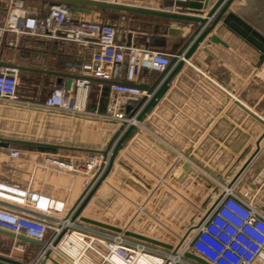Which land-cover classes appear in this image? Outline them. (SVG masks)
<instances>
[{
    "label": "crops",
    "instance_id": "obj_1",
    "mask_svg": "<svg viewBox=\"0 0 264 264\" xmlns=\"http://www.w3.org/2000/svg\"><path fill=\"white\" fill-rule=\"evenodd\" d=\"M13 1L21 2L35 16H45L54 6L50 0ZM89 1L146 10L148 13H136L87 6L82 7L88 9L87 14L66 11L75 22L111 26L118 46L170 56L168 73L174 66V57L183 50L196 25L168 20L156 13L203 19L207 12L187 8L199 5L194 0L175 2L178 9L172 13L165 10L172 3L168 0ZM9 6V0H0V17ZM225 12L190 58L183 62L166 92L140 123L134 121V117L128 119L125 113L124 121L105 119L110 93L108 83L98 80L91 82L83 115L44 111L41 105L48 93L55 87L66 90L68 77L74 78L80 63L88 60L95 50L81 49L56 39L15 38L5 34L0 39V63L4 65L6 54L11 53L12 66L20 70L18 104L0 101V122L5 132L0 138L11 140L6 149L0 148V177L42 190L56 200L65 201L72 210L90 188L82 184L87 181L92 184L97 176L68 172L46 159L71 166L83 164L91 155L101 159L108 142L126 121L134 124L132 135L124 141L111 171L81 216L96 220L104 217L93 204L111 190L130 201L133 212L140 213L149 207L154 215L164 213L175 226L182 222L183 227L190 228L202 217L201 207L207 199L210 206L227 189L264 216V62L259 61V42L254 37V34L264 37V0H233ZM213 20L211 18L206 26ZM170 26L183 32V37L170 36ZM3 70L0 68V72ZM160 74L142 71L135 85L152 87ZM150 96L144 94L137 100H128L126 106H135L142 99L146 102ZM40 146L49 149L42 150ZM13 150L19 153L17 158L11 155ZM182 165L189 166V173L183 172ZM134 170L154 180L151 190ZM178 177L181 179L173 183ZM210 182L213 187H206ZM60 223L65 226L67 221ZM74 236L62 241L50 256L55 259L61 255L60 261L63 259L64 263L63 253L77 259L81 255L77 252L88 246V241L82 234ZM151 252V256H143L138 264H157L161 254L156 250ZM76 259L74 264L79 262Z\"/></svg>",
    "mask_w": 264,
    "mask_h": 264
},
{
    "label": "built area",
    "instance_id": "obj_2",
    "mask_svg": "<svg viewBox=\"0 0 264 264\" xmlns=\"http://www.w3.org/2000/svg\"><path fill=\"white\" fill-rule=\"evenodd\" d=\"M9 1L10 6L0 17V39L5 34L15 38L44 37L73 43L81 49L95 50L88 60L78 66L70 91L55 87L44 98L41 108L48 113L83 115L91 82L98 80L108 83L110 93L105 119L124 121L122 116L127 101L137 100L146 94L135 85L139 74L142 71L162 73L171 66V57L163 53L116 45V32L111 26L75 22L61 5H54L45 16H35L21 2ZM168 1L172 3L165 10L172 13L178 9L175 2L185 3L187 0ZM16 74L17 70L11 68H4V72L0 73V101L18 104ZM10 153L13 157L19 156L16 150ZM46 162L86 177H98L106 165L102 158L98 159L95 155L81 165L71 166L50 158ZM95 181L93 179L91 183ZM92 184L87 181L82 185L91 188ZM74 209H69L65 201L56 200L42 190L11 183L0 177V230L44 243L43 249H37L33 259L18 263L39 264L44 252L53 251L66 238H74L76 233L85 236L88 246L79 249L77 253L81 255L77 259L68 258L63 253L68 264H74L75 259L79 261L77 264H82V260L91 264H138L143 256L152 255L145 244L122 235L81 228L78 221L73 223L69 219ZM64 219L68 223L65 227L60 223ZM25 247L17 243L20 252ZM187 249L209 264H264V216L227 189L210 216L194 229ZM166 257L169 258V254H165ZM178 263L190 264L184 259ZM0 264L8 263L0 261ZM46 264L51 263L47 261Z\"/></svg>",
    "mask_w": 264,
    "mask_h": 264
},
{
    "label": "water",
    "instance_id": "obj_3",
    "mask_svg": "<svg viewBox=\"0 0 264 264\" xmlns=\"http://www.w3.org/2000/svg\"><path fill=\"white\" fill-rule=\"evenodd\" d=\"M51 5H57L58 3H61L64 8L70 13V12H80V13H86L89 12L88 9L85 10L87 6H93V7H99V8H110V9H116V10H124L128 12H141V13H148L146 10L142 9H133L130 7L125 6H117L115 4H101V3H95L92 1H84V0H50ZM199 2V5H188L187 8L198 11V12H204L207 10L205 17L202 19L200 17H184L180 14H167V13H156L159 14V16L164 17L168 20H180L185 22H191L194 23L196 26L193 29L194 31L189 35V38L186 40V43L184 45L183 50H181L177 56L174 57L172 65L174 64L171 71L168 73V68L162 72L160 75L156 76L154 79V83L152 87H148L146 85H142L138 87L142 91H145L147 95H151L150 99L146 102L145 99L140 100L138 104L135 106L128 105L125 106L124 113L126 116H128V119H132L134 117V121L137 123H140L144 117L145 114L148 113L157 103L159 98L166 92L168 89V85L171 83V80L173 79L174 75L183 67V62L185 60H188L190 56L194 53V51L197 49V46L199 43H201L206 36L212 31L213 27L216 25V23L222 18V16L226 13L225 11L229 8L233 0H194ZM213 1V3L210 5V3ZM66 6V7H65ZM202 14V13H201ZM211 18H214L211 24L206 26V24L209 22ZM206 26V27H205ZM185 33V32H184ZM168 34L170 36L172 35H178L183 37V32L176 30L173 26L169 27ZM254 37L259 42V46L257 47L260 52L259 61L264 62V37L262 35H256L254 34ZM212 42H215V39L211 38ZM0 68H11L16 69L17 74L16 77L18 79V72L19 68L14 67L12 65L7 64H1ZM168 73V74H167ZM71 81L72 78L68 77L67 81V91H70L71 89ZM145 102V103H144ZM138 111L137 114H135ZM134 130V124L133 123H127L126 121L124 124H122L114 133L115 135L113 138L108 142V145L106 146L105 150L101 153L102 160L106 162V165L104 167V170L99 175L98 179L92 184V187L88 191V193L82 197V199L79 201L78 205L75 206V209L70 216L71 222H81L85 225L96 227L100 230L106 231V232H112L114 234L122 235L124 238H128L137 242H140L142 244H147L150 246H153L158 249H163L171 253L172 256H175L178 252V249L181 245L182 240L185 238L178 240V243H176L175 246H172L171 244L165 243L163 241H160L158 239H153V237H147L145 234L141 233H134V231L131 228H124V224L120 221H115V223H110V218L100 217V220L91 219L89 217L81 216V212L84 210V208L88 205L89 200L92 198V195L96 192L98 187L100 186L101 182L108 176L109 172L111 171L112 163L117 156V154L121 151L122 145L125 140H127L131 135L132 131ZM11 140H4L0 138V148L6 149V147L9 146ZM42 150H47L49 148H45L44 146L39 147ZM39 149V150H40ZM131 168V167H130ZM182 170L185 173H189V166L188 165H182ZM134 172L141 178H143V184H145V187L148 190H151L153 186L155 185L154 180H148L145 178V176L141 175L138 171L134 170ZM181 178L174 179L173 183H176ZM205 181V180H204ZM208 188L213 187V185L208 183L206 186ZM180 188V186L178 187ZM181 189V188H180ZM184 190V189H183ZM186 191V190H185ZM187 194V193H186ZM221 199V195L217 197V199L210 204V206L205 209V206L203 205L201 207L202 211L204 212L198 223L189 230H194L198 228L211 214V211L215 208V206L218 204V202ZM123 219H126V216H122ZM0 235L6 237V238H12L17 241V243L22 245H33L37 247V249H43L44 243L36 242L34 240H31L29 238H24L21 236H14L11 233H7L0 230ZM44 257L42 261L39 264H46L47 261L54 263L49 254L48 251L44 252ZM184 260L192 263V264H209L207 261L202 259L197 254H194L192 251L185 250L182 254ZM0 261L5 263H11V264H20L15 260H12L11 258H6L0 256ZM55 264V263H54Z\"/></svg>",
    "mask_w": 264,
    "mask_h": 264
},
{
    "label": "rangeland",
    "instance_id": "obj_4",
    "mask_svg": "<svg viewBox=\"0 0 264 264\" xmlns=\"http://www.w3.org/2000/svg\"><path fill=\"white\" fill-rule=\"evenodd\" d=\"M4 63L8 65H13L11 53L6 54L4 58ZM3 72L4 70L0 73ZM2 128L3 127L0 122V135L5 134L4 129ZM136 196L138 195L136 194ZM209 200L210 199H207L205 203V209L209 207ZM93 207L99 212V215L110 218V223L114 224L115 221L118 220L122 222L125 227L128 226V228H131L134 232L141 233L143 235H149V237L151 236L155 239L172 245H176V243L184 234V232L186 230L188 231L189 229L188 226L183 227L184 224L182 222H180V224L177 226L170 223L168 221V217H166L164 213H160L159 216L154 215L153 212H150L149 207L147 209L145 208V211L140 213H138L139 211L137 212L135 210V212H137L135 213L133 212V207L131 206L130 201L124 199V197H121L119 194L117 195L116 193H114V191L111 190L105 192L104 196L101 199L97 200L95 204H93ZM97 208L101 210L99 211ZM132 213L134 214L132 215ZM122 216H126V219H123ZM78 224L81 226V228L89 227L92 228L90 230L100 231L96 227H91L81 222H78ZM149 247L147 248L150 252L156 250L159 251V253L161 254L159 255L160 258L158 259L157 264H163L165 254L170 255V252L166 250H160L153 246ZM35 249H37V247L26 244L25 250L23 252H20L17 248V241L15 239L6 238L0 235V256L2 257L11 258L12 260L26 263V261H30L34 258L35 255L32 253L33 251H35ZM145 257L147 258V256Z\"/></svg>",
    "mask_w": 264,
    "mask_h": 264
},
{
    "label": "bare ground",
    "instance_id": "obj_5",
    "mask_svg": "<svg viewBox=\"0 0 264 264\" xmlns=\"http://www.w3.org/2000/svg\"><path fill=\"white\" fill-rule=\"evenodd\" d=\"M99 177V176H98ZM98 177L96 178V180L98 179ZM212 204V203H211ZM204 213V212H203ZM203 213H202V215H203ZM198 223V222H197ZM197 223H195L192 227H190L189 229H191V228H193ZM68 223H66L65 225H67ZM65 227V226H64ZM188 229V231L186 230L185 232H184V234L181 236V239L183 238V237H185L183 240H182V242H181V245H180V247H179V249H178V252H177V254L175 255V256H172L171 255V253H170V255H169V258H166L165 260H164V262H163V264H177L178 262L177 261H179V259H184L183 258V256H182V254H183V252L185 251V249H186V245H187V243H188V241H189V239L192 237V235L194 234V230H189ZM180 240V239H179ZM178 243V242H177ZM172 245V244H171ZM172 246H175V245H172ZM56 248V247H55ZM51 252H48V254H49V256L51 255L50 254ZM56 253H57V251H56ZM58 255H59V253H58ZM59 256H61V255H59ZM59 256H56L55 257V259L54 258H52L51 256H50V258H51V260L55 263V264H66V263H64V261H63V259L60 261V257ZM62 257V256H61ZM58 258V260H56ZM51 263V262H50ZM54 263H51V264H54ZM68 264V263H67Z\"/></svg>",
    "mask_w": 264,
    "mask_h": 264
}]
</instances>
